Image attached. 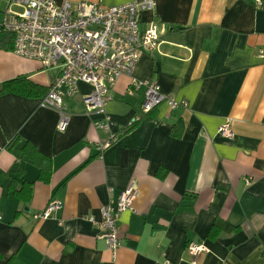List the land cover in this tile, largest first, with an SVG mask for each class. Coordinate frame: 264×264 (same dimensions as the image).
I'll list each match as a JSON object with an SVG mask.
<instances>
[{"label":"crops","instance_id":"0c3cea01","mask_svg":"<svg viewBox=\"0 0 264 264\" xmlns=\"http://www.w3.org/2000/svg\"><path fill=\"white\" fill-rule=\"evenodd\" d=\"M81 1L131 0H70ZM7 6L15 7L0 0V23ZM151 19L158 49L118 76L106 103L114 134L133 115L137 123L101 152L108 133L82 105L91 85L79 82L65 100L59 132L55 108L39 104L58 70L17 56L0 30V88L28 79L40 89L0 95V264H264V0H157L140 25ZM132 79L155 81L186 105L143 113ZM227 120L233 136L223 138L217 128ZM23 183H31L27 203L15 194ZM129 186L135 195L116 219L112 256L85 216L98 221L99 207L115 206ZM54 199L58 209L35 217ZM216 221L237 228L209 237ZM188 241L205 247L195 261Z\"/></svg>","mask_w":264,"mask_h":264},{"label":"built area","instance_id":"2783aa9c","mask_svg":"<svg viewBox=\"0 0 264 264\" xmlns=\"http://www.w3.org/2000/svg\"><path fill=\"white\" fill-rule=\"evenodd\" d=\"M7 1L20 8L7 6L0 23V30L13 37L14 53L39 62L42 68L58 70L40 98V106L55 108L58 113L57 129L65 131L68 125L65 100L76 94L79 82L91 85L92 90L82 96V105L85 113L94 111L99 115L93 122L94 127L108 133L106 140L97 143L98 150L101 152L109 147L117 139V133L109 130L106 111L109 90L118 76H131L141 54L158 49L160 28L154 19L143 27L140 25L143 11H154L157 0H131L110 6L85 1L73 4L70 0ZM254 2L258 5L262 0ZM131 86L142 90L140 103L143 113L150 112L162 102L170 108L186 105L183 100L163 94L155 81L132 79ZM137 120L138 117L133 115L128 124ZM229 124L227 120L218 125L217 132L223 138L233 136ZM134 193L132 186L122 189L115 206L107 204L99 207L98 221L92 215L85 216L87 221L100 229V237L105 240L112 256L120 245L116 219L120 212L130 208ZM59 207V201L51 200L35 217L47 218ZM186 250L195 261L205 247L203 243L188 241Z\"/></svg>","mask_w":264,"mask_h":264},{"label":"trees","instance_id":"16d2710c","mask_svg":"<svg viewBox=\"0 0 264 264\" xmlns=\"http://www.w3.org/2000/svg\"><path fill=\"white\" fill-rule=\"evenodd\" d=\"M4 32V31H2ZM7 33V32H4ZM9 34V33H7ZM40 89L32 82H30L28 79H13L10 81L3 82L1 88H0V95L6 94V93H14L24 96H32V95H38V92ZM37 93V94H36ZM137 122H134L132 124H127L126 127L120 129V131L117 133V138L121 136L122 134L126 133L130 129H133V126ZM25 149V153L30 156V153L28 152V146L27 144L23 146ZM31 183H23L24 186L21 189H15V194L19 197L18 199H21L23 203H27L29 201V197L31 196ZM237 226H231L225 221H216L212 225L211 229H209L208 236L209 237H216L219 232L222 230L227 231H235Z\"/></svg>","mask_w":264,"mask_h":264},{"label":"rangeland","instance_id":"374dc122","mask_svg":"<svg viewBox=\"0 0 264 264\" xmlns=\"http://www.w3.org/2000/svg\"><path fill=\"white\" fill-rule=\"evenodd\" d=\"M14 9H20V8H18V7L15 6Z\"/></svg>","mask_w":264,"mask_h":264}]
</instances>
